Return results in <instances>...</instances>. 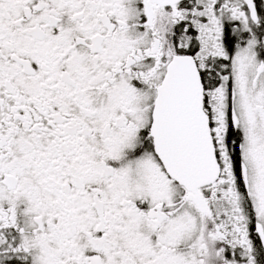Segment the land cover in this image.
<instances>
[{"label": "snow or ice", "instance_id": "obj_1", "mask_svg": "<svg viewBox=\"0 0 264 264\" xmlns=\"http://www.w3.org/2000/svg\"><path fill=\"white\" fill-rule=\"evenodd\" d=\"M0 264H264V0H0Z\"/></svg>", "mask_w": 264, "mask_h": 264}]
</instances>
